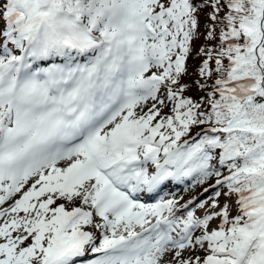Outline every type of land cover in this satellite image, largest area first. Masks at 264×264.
Listing matches in <instances>:
<instances>
[{"label":"snow or ice","instance_id":"obj_1","mask_svg":"<svg viewBox=\"0 0 264 264\" xmlns=\"http://www.w3.org/2000/svg\"><path fill=\"white\" fill-rule=\"evenodd\" d=\"M0 264H264V0H0Z\"/></svg>","mask_w":264,"mask_h":264},{"label":"trees","instance_id":"obj_2","mask_svg":"<svg viewBox=\"0 0 264 264\" xmlns=\"http://www.w3.org/2000/svg\"><path fill=\"white\" fill-rule=\"evenodd\" d=\"M210 11V9H204L199 16L200 22H201V31L203 32V24L204 21L207 19L206 17V13ZM205 39L203 36H201L198 40H195L193 42V50H192V54L189 56L186 65H187V69H188V75L185 76V80L191 81V80H195L198 77L195 75V73L197 72V69L200 65V63L202 62V57H197L196 53L198 52L199 48L201 46H203L205 44ZM207 43H215V41H211V42H207ZM207 185H205L204 187H206ZM203 189H199L197 192L202 191Z\"/></svg>","mask_w":264,"mask_h":264},{"label":"rangeland","instance_id":"obj_3","mask_svg":"<svg viewBox=\"0 0 264 264\" xmlns=\"http://www.w3.org/2000/svg\"><path fill=\"white\" fill-rule=\"evenodd\" d=\"M205 42H206V41H205ZM165 111H167V110H165ZM184 188H185V186L179 188L178 190L175 191V194H176L177 196L183 195L184 198H185V200H187V199L191 198L193 192L198 191V190L201 189L202 187L191 188V189H190L189 191H187V192L184 191Z\"/></svg>","mask_w":264,"mask_h":264}]
</instances>
